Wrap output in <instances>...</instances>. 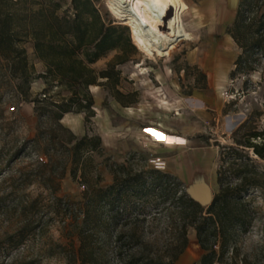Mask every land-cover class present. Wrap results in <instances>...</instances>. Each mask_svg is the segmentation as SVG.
I'll use <instances>...</instances> for the list:
<instances>
[{"label":"rangeland","instance_id":"obj_1","mask_svg":"<svg viewBox=\"0 0 264 264\" xmlns=\"http://www.w3.org/2000/svg\"><path fill=\"white\" fill-rule=\"evenodd\" d=\"M110 1L100 0V11L113 25L127 28L124 34H129L134 48L128 50L127 62L116 66L120 73L116 88L101 84L89 88L94 116L66 114L61 121L64 129L53 126L46 118L40 124L33 102L38 96L44 98L47 87L38 77L43 71L40 63L36 62L37 74L30 83L27 102L18 98L13 80L4 77L0 81V199L5 200L0 207V264H81L78 235L82 232L86 196L114 183V165H126L136 173L155 169L151 160L161 158L166 166L159 171L177 178L185 191L207 208L220 191L222 152L236 147L237 141L247 140L250 133L264 131V56L257 52L249 64L237 65L244 52L229 34L240 0H181L185 30L168 52H160L154 59L134 45L130 28L111 11ZM26 48L33 59L30 45ZM119 54L118 50L110 51L91 68L99 73ZM117 91L128 97L125 105L118 101ZM67 95L57 87L50 90L56 100ZM48 115L46 112L44 116ZM150 129L180 141L172 145L155 142ZM72 134L79 138L98 136L102 142L98 152L83 154L77 179L71 174L72 154L67 153L62 142L54 143V137L69 141ZM113 135L118 138L113 140ZM119 150L125 151V157ZM248 153L257 159L252 150ZM42 159L51 162L50 166L41 167ZM60 159L65 165L53 171L52 162ZM169 159L178 160V166L193 163L191 170H201V176L188 179L185 173L184 177L172 174ZM256 168L264 173V160L258 158ZM236 172H227L233 186L238 183ZM259 183L243 194L250 210L248 230L238 232L235 251L231 247L225 262L216 264H264V178ZM53 187H57L56 191L51 190ZM53 196L63 199L67 206L57 205ZM17 200L37 202L28 210L34 230L13 249V242L6 238L13 233L16 236L24 221ZM146 203V218H141L145 220L138 226V240L150 243L155 253L166 256L167 248L177 240L170 222L173 212L168 211L173 206L157 199ZM135 205L128 216L114 221L111 234L99 228L89 238L104 263L117 264L114 238L132 227L125 226L126 221L128 217L134 219L143 203L137 201ZM173 215L176 219L177 214ZM187 238L188 246L174 264H201L204 252L193 227L188 228ZM17 239L14 237V245Z\"/></svg>","mask_w":264,"mask_h":264},{"label":"trees","instance_id":"obj_2","mask_svg":"<svg viewBox=\"0 0 264 264\" xmlns=\"http://www.w3.org/2000/svg\"><path fill=\"white\" fill-rule=\"evenodd\" d=\"M99 2L0 0V81L4 77L13 80L18 98L27 102L30 99V83L37 74L36 62L43 65L38 77L47 85L44 98L38 96L33 100L40 124L46 118L50 124L61 129V121L66 114L84 113L88 118L94 116V99L89 88L99 84L116 88L119 83L120 73L116 66L127 62L128 50L134 47L129 34H124L128 32L127 28L117 27L105 19L98 7ZM229 34L244 52L237 60V65L249 64L250 58L257 52L264 56V0H240L236 20ZM27 45L33 51V59L27 51ZM114 50L120 51V54L106 69L97 73L91 68V65ZM100 79L105 80V83H99ZM53 87L68 95L59 96V100L54 99L50 96ZM117 94L118 101L125 105L124 99L128 97L120 91ZM46 112L48 117L44 116ZM54 140L55 145L62 142L67 153L72 154L73 179L78 177L83 154L98 152L102 148L98 136L85 135L79 138L72 134L69 141H61L57 137ZM66 145L71 148L68 149ZM250 150L257 159L250 157ZM239 158L244 160L240 164L237 163ZM258 158L264 160V131H254L247 140L237 141L236 147L225 148L221 154L223 164L218 172L220 191L207 208L191 197L173 175L156 169H142L134 173L126 165H114V183L86 196L82 232L78 235L81 264H107L105 257V263L101 261L103 256L98 254L94 241L89 238L94 237L95 230L99 228L111 234L116 226L114 221L128 216L129 211L133 212L132 206L136 209L137 201L143 205H139V213L134 215L133 220L128 217L125 225L132 227L119 232L114 238L117 264H174L188 246L189 227L196 230L204 252L200 263H224L231 247L235 251L238 232H246L250 225L249 205L244 201L243 194L260 186L259 182L264 178V173L256 168ZM41 162H44L40 163L41 167H48L51 163H45L44 159ZM63 165L65 161L60 159L52 162L51 167L56 171ZM229 170L237 171L235 176H238V183L234 186L228 181ZM56 189L51 188L52 191ZM155 199L164 204L170 202L173 207L168 211L177 214L176 219L173 213L170 218L177 240L167 248L166 256L155 253L150 243L141 242L137 237L138 226L145 220L141 218H146L143 217L147 212L146 201ZM53 200L57 205L65 204L63 199L54 196ZM17 202L24 221L16 236L13 233L6 238V241L13 242V249L22 245L26 235L34 230L28 210L37 200ZM4 204V198L0 199V207ZM104 214L109 215L106 221L103 220ZM17 236L18 241L14 245V237Z\"/></svg>","mask_w":264,"mask_h":264},{"label":"bare ground","instance_id":"obj_3","mask_svg":"<svg viewBox=\"0 0 264 264\" xmlns=\"http://www.w3.org/2000/svg\"><path fill=\"white\" fill-rule=\"evenodd\" d=\"M180 4L181 0H111L109 3L116 17L130 28L134 45L150 59L160 52H168L184 32ZM149 135L155 142L160 137L171 140L155 129H150Z\"/></svg>","mask_w":264,"mask_h":264},{"label":"crops","instance_id":"obj_4","mask_svg":"<svg viewBox=\"0 0 264 264\" xmlns=\"http://www.w3.org/2000/svg\"><path fill=\"white\" fill-rule=\"evenodd\" d=\"M156 131H158L157 129H155ZM158 132H160V131H158ZM161 134H163V135H165L164 133H162V132H160ZM167 136V135H166ZM168 137V136H167ZM113 140H115V139H117L118 137H115V135H113ZM160 139V141H158V142H161V143H164V144H166V145H172V144H175V143H177V142H179L180 140H178V139H172L171 138V140H168V141H164L163 139H164V137H160L159 138ZM109 141L111 140V139H108ZM113 153H114V155H116V151H115V148H114V150H113ZM118 153H122L123 154V157H125V151L123 150L122 152L119 150L118 151ZM179 161L178 160H176V159H169V161H168V163H169V165L171 166H169L170 167V172L172 173V174H179V176H181V177H184V173H185V175H186V177L188 178V179H197L199 176H201V174H199V173H201V170H191V168H190V166H193V163H191V162H186V163H181L179 166L177 165V163H178ZM174 164V165H173ZM194 167V166H193ZM178 169V170H177ZM190 169V170H189ZM198 169V168H197ZM200 169V168H199ZM202 173H204L203 171H202Z\"/></svg>","mask_w":264,"mask_h":264},{"label":"built area","instance_id":"obj_5","mask_svg":"<svg viewBox=\"0 0 264 264\" xmlns=\"http://www.w3.org/2000/svg\"><path fill=\"white\" fill-rule=\"evenodd\" d=\"M151 164L157 170H163L166 166V162L161 158L152 159Z\"/></svg>","mask_w":264,"mask_h":264}]
</instances>
